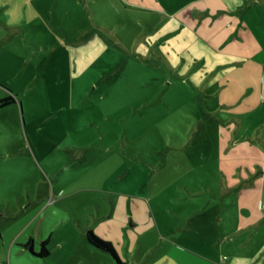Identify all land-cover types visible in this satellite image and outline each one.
<instances>
[{
	"label": "rangeland",
	"instance_id": "1",
	"mask_svg": "<svg viewBox=\"0 0 264 264\" xmlns=\"http://www.w3.org/2000/svg\"><path fill=\"white\" fill-rule=\"evenodd\" d=\"M41 9L55 33L46 48L34 43L26 58L18 38L17 62L0 66V97L18 98L0 109L6 239L15 231L9 224L26 219H13L23 203L37 207L48 193L51 205L55 180L85 174L96 177L85 194L137 219L120 235L96 234L131 264L135 251L138 264H264L258 92L245 98L248 87L232 66H168L159 51L142 50L148 44L137 21L148 13L123 0H44ZM174 47L160 43L168 55ZM78 115L87 125L71 135ZM79 185L63 184L67 193ZM63 208L79 206L70 197L54 206L61 215ZM54 209L46 231L60 215Z\"/></svg>",
	"mask_w": 264,
	"mask_h": 264
},
{
	"label": "crops",
	"instance_id": "2",
	"mask_svg": "<svg viewBox=\"0 0 264 264\" xmlns=\"http://www.w3.org/2000/svg\"><path fill=\"white\" fill-rule=\"evenodd\" d=\"M34 1L37 3L35 10ZM123 1L130 7L148 13L137 21L144 29L143 42L147 41L148 44L142 50L159 51L160 58L168 66H232L235 73L238 72L237 77L249 88L244 92V97L258 92L257 95L261 97L258 101L264 104V0ZM43 3L44 0H0V66H11L17 62L18 38L22 40L21 55L26 58L31 57L34 43L44 47L48 45L47 40L55 33L49 36L48 18L41 9ZM166 5L169 7L166 8ZM154 12L161 13L160 17L154 15ZM168 28L170 30L165 31ZM158 29L165 32L152 42L151 38L155 37ZM165 40L176 47L174 54L171 52L168 55L160 51V43ZM3 76L0 73V80ZM222 80L223 78L218 81ZM17 103L18 100L11 105ZM86 125L84 121L81 123L78 115L73 117L69 131L71 135H78L81 130L79 127ZM85 153L87 149L77 153L76 157L81 159ZM88 157L92 160L91 155ZM95 178L81 174L73 178L57 179L52 185L55 198H52L54 202L51 205L47 202L48 193L41 194L42 203L37 207L29 208L23 203L14 213L16 217L13 219H18L21 215L26 219L23 223L19 221L9 224L10 228L15 229L9 239L5 237V227L0 228V264H131L122 251L118 253L122 260L120 263L111 253L93 246L87 240L86 233L89 229L102 237L103 234H109V231L120 235L130 218L132 224L137 222L132 212L123 211L116 205L120 203L119 199H116V206L112 207L102 197L85 194L92 189L87 186V182ZM64 183L80 185L67 193ZM70 197H74L79 209L65 212L67 208H63L62 215L55 211L56 204L64 205ZM50 208L54 209L53 214L60 215L54 227L46 231L44 224L50 216ZM36 236L40 237V241ZM45 239L50 240L53 247H50V254L43 257L36 253L40 252ZM140 245L141 242L138 246ZM136 253L132 252L130 256L138 264L142 261L137 259Z\"/></svg>",
	"mask_w": 264,
	"mask_h": 264
},
{
	"label": "trees",
	"instance_id": "3",
	"mask_svg": "<svg viewBox=\"0 0 264 264\" xmlns=\"http://www.w3.org/2000/svg\"><path fill=\"white\" fill-rule=\"evenodd\" d=\"M17 100H18L17 96L13 94L3 97L0 99V108L11 105L17 102ZM86 235H87V240L90 244H92L93 246L99 249H102L104 251L111 253L117 261L122 263V260L120 259L119 254L116 252L115 247L113 246L112 242L101 239L100 237L96 235V233L92 229H89ZM48 242H49L48 239H45L44 241H42L41 250L39 253H36L37 255L44 257L50 254V248L48 247Z\"/></svg>",
	"mask_w": 264,
	"mask_h": 264
}]
</instances>
